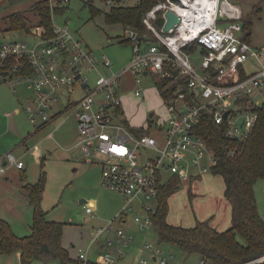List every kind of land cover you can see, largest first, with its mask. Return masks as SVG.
Wrapping results in <instances>:
<instances>
[{
  "label": "built area",
  "instance_id": "built-area-1",
  "mask_svg": "<svg viewBox=\"0 0 264 264\" xmlns=\"http://www.w3.org/2000/svg\"><path fill=\"white\" fill-rule=\"evenodd\" d=\"M105 1L108 7L113 3ZM167 8L179 16L171 32H163L162 25L154 23L153 12L144 15L142 21L154 40L140 41L136 30L127 28L133 41L132 56L119 70H112L113 62L106 54L95 58L73 32L53 21L52 34H47L42 25L31 27V42L0 41V70L7 71L9 84L23 82L33 91L34 97L24 106L33 124L48 123L56 117L47 114L46 109L59 99L60 91L70 94L76 86L82 90V95L69 102L65 110L76 118L84 161L98 164L102 183L123 196L121 217L139 199L156 198L160 184L170 176L194 179L211 171L217 159L210 138L200 133L204 115L209 114L216 124L222 125L226 137L243 140L255 125L264 100V46L256 47L244 38L243 12L237 3L156 0L153 6L161 14ZM250 60L254 62L248 68L245 63ZM98 63L110 72H100L91 86L84 71L96 69ZM27 67L30 72L12 75ZM150 72L158 78H170L169 84L175 83L176 87L172 96H160L166 115L160 118L153 113L151 122L147 120L143 125L149 130L137 134L133 125L125 121L124 111L118 112V107H123L119 88L127 73L136 84L132 92L141 95L142 76ZM228 151L234 155L237 149L229 147ZM8 163H15L17 168L24 166L22 160L7 152L0 157V174ZM140 204L145 214L136 215L134 221L142 229L152 222L155 208ZM85 209L88 213L93 211L90 204ZM132 239L127 228L116 227L113 221L95 228L92 240H99L103 248L96 261L122 264L124 248ZM143 247L159 264L167 262L162 250L150 243ZM87 253L83 248L78 251L82 264L91 259ZM142 262L147 263V259Z\"/></svg>",
  "mask_w": 264,
  "mask_h": 264
},
{
  "label": "rangeland",
  "instance_id": "rangeland-1",
  "mask_svg": "<svg viewBox=\"0 0 264 264\" xmlns=\"http://www.w3.org/2000/svg\"><path fill=\"white\" fill-rule=\"evenodd\" d=\"M137 1L118 0L124 5H133ZM32 2L33 0H0V41L34 40L33 36L24 30H7L3 19V16L10 12L28 9ZM64 3L66 7L62 12L53 13V22L73 32L91 49L95 58L99 59L103 53L106 54L113 62L112 70L123 68L132 56V47L119 39L126 38L128 30L120 24L110 25L104 22L103 12L109 9L105 0H93L94 5L101 10L93 18L86 0H68ZM256 13L254 11L252 16L249 14L253 22L250 39L252 42L262 44L264 11L258 15ZM253 62L254 60L247 61L245 65L250 68ZM194 63L198 65V61ZM100 72L107 74L110 70L98 63L96 69L84 71V76L91 86ZM157 80L158 76L154 72L143 75L140 86L152 89L154 95L136 97L131 95L136 84L130 74L124 75L119 93L125 107L126 120L131 125H144L151 110L160 118L166 115L165 104L156 87ZM75 88L70 94L66 90L60 91L59 99L47 108L46 112L49 115L60 110L63 112L39 128L37 127L39 122L33 124L24 109L34 97L32 89L23 82L12 86L5 75H0V157L10 152L16 159L22 160L26 178L31 181L37 179L40 161L43 160L46 182L41 205L47 211L49 219L66 222L63 238L67 244L88 250L92 260H97L99 254L103 252L98 245L99 240L97 242L92 240V231L113 221L116 227L127 228L128 234L133 236L131 243L124 248L122 264H159L153 259L152 254L144 249L146 243L162 250V255L167 259L165 264H201L200 256L196 252H187L175 244L160 241L152 222L141 229L134 221L136 215L145 214L140 203L143 202L154 209L156 198L139 199L121 217L125 205L123 196L102 183L99 165L85 162L81 146H76L75 141H72L73 137L76 139L77 122L70 110H65V106L68 99L74 101L82 95V90L78 86ZM36 152L39 156H36ZM8 165L12 166L8 174L13 173L16 177L19 168L15 163ZM14 175L4 179L8 186L12 184L14 190L1 188L0 217L8 221L13 232L23 235L30 232L28 223L31 222L32 213L27 204L23 203L18 207L12 204L13 200L20 202L16 194L18 191ZM223 189L222 176L211 171L194 179H182L180 186L168 198L167 220L173 224L192 226L196 219H209L211 225L217 229H224L231 221L230 204L223 195ZM190 191L193 193L192 196L189 195ZM254 191L259 213L264 219V178L256 180ZM81 199L94 201L92 213L85 212ZM144 259H147V263L142 262ZM57 263L56 260L50 261V264ZM0 264H22L18 251L0 253Z\"/></svg>",
  "mask_w": 264,
  "mask_h": 264
},
{
  "label": "trees",
  "instance_id": "trees-1",
  "mask_svg": "<svg viewBox=\"0 0 264 264\" xmlns=\"http://www.w3.org/2000/svg\"><path fill=\"white\" fill-rule=\"evenodd\" d=\"M64 2L67 1L33 0L28 9L16 10L4 15L5 28L7 30L21 29L29 33L31 27L42 25L47 34H52V15L65 9ZM155 2L156 0H138L133 5H124L115 0L108 7L109 9L103 12L104 22L110 25L120 24L125 30L134 29L140 41L145 43L152 41L154 38L142 18L153 12L154 23L157 26L162 25L161 13L153 10ZM86 3L90 8L91 18L101 11L94 5L93 0H86ZM241 24L244 38L249 41L252 22L249 18L242 16ZM119 41L130 44L132 47L133 41L128 36L120 38ZM30 71L31 68L27 67L25 70L12 72V75ZM241 73L244 74L243 68ZM169 83H171L170 78H158L156 81L161 97L173 95L176 84ZM123 111V107H118L119 113ZM54 116L56 114L52 117ZM151 120L152 118L149 117L148 123ZM125 121L129 124L127 120ZM200 128V133L210 138V146L217 159L211 172L222 176L223 195L230 204V226L220 230L211 225L209 219H196L192 226L169 222L167 220L168 198L181 184V179L172 175L160 184L156 196V207L151 213L158 238L160 241L175 244L187 252H196L204 264H264V258L259 259L264 256V219L259 213L254 191L256 180L264 178V100L259 108L255 125L243 140L226 137L222 132V125L216 124L209 114L203 116ZM132 130L142 134L149 128L143 125L133 126ZM229 147L236 148L237 152L231 155L228 151ZM40 164L41 172L38 179L22 185L32 207L30 232L18 235L12 231L8 221L1 218L0 253L18 251L22 264L53 260L67 264H82L77 256H71L69 248L63 243L66 222L49 219L47 211L41 205L46 174L43 169V160ZM25 176V172L20 175L21 179ZM189 195L192 196L193 193L190 191ZM87 264L100 263L90 259Z\"/></svg>",
  "mask_w": 264,
  "mask_h": 264
},
{
  "label": "crops",
  "instance_id": "crops-1",
  "mask_svg": "<svg viewBox=\"0 0 264 264\" xmlns=\"http://www.w3.org/2000/svg\"><path fill=\"white\" fill-rule=\"evenodd\" d=\"M233 2H235V3H237L240 7H241V10H242V12H243V15L246 17V18H249L250 20H251V22H252V17H249V14L252 16V15H254L253 14V12L255 11V12H257L256 13V15H258L260 12H263L264 11V0H232ZM253 23V22H252ZM251 32H252V29L250 30V36H249V42L252 44V45H254V46H256V47H261V46H264V42H262V44H260V43H258V42H252L251 41ZM262 40V39H261ZM261 40H259V41H261ZM132 78V77H131ZM133 79V78H132ZM136 88V86H134V89ZM142 88V87H141ZM132 92V91H131ZM133 94V95H132ZM131 95L132 96H136L133 92L131 93ZM154 95V91L152 90V89H150V88H142V92H141V95L140 96H136V97H143V96H153ZM124 96V95H123ZM69 102H71L70 101V99H68V103H67V105L69 104ZM152 102H153V99H152ZM154 104V103H153ZM66 105V106H67ZM65 106V107H66ZM149 107H151V106H149ZM152 108V107H151ZM123 110H124V117H125V119H127L126 118V114H125V107H124V105H123ZM145 111V110H144ZM152 111V110H151ZM154 111V110H153ZM61 112H63L62 110H60V111H58V112H56V113H54V114H56V117L59 115V114H61ZM53 114V115H54ZM135 114V113H134ZM149 116V115H148ZM47 124V123H46ZM45 124V125H46ZM77 125V124H76ZM44 126V125H43ZM37 127H42V126H37ZM76 139H74V137H73V139H72V141H75L74 142V144L77 146V145H79L78 144V130H77V126H76ZM50 133H52V132H50ZM36 156H39V153L38 152H36ZM8 164H10V163H8ZM6 165V167H5V171L4 172H2L1 174H0V191H1V188H8V189H11V190H14V188H13V186H12V184H9L10 186H8V184H6L5 183V180L4 179H6V178H11L14 174L13 173H10V174H8V172L12 169V166H10V165ZM41 165V164H40ZM99 167V166H98ZM99 169V172H100V167L98 168ZM16 170V169H15ZM18 173H17V175H16V177H15V175H14V177L16 178V188H17V191L18 192H16V194H18V198H19V200H20V202H18V201H15V200H13V202H12V204H13V206H15V207H18V206H20V205H23V203L24 204H27V205H29L30 206V208H31V213H32V207H31V205H30V203L28 202V199H27V196L25 195V190H24V188H23V183H25V182H35L37 179H38V177H39V174H40V172H41V166H40V170H39V172H38V175H37V179L36 180H34V181H31V180H28L27 178H26V176H25V178L24 179H21V177H20V175L23 173V172H25L24 171V169H23V167L22 168H19L18 170ZM25 174H26V172H25ZM101 175V174H100ZM80 202H82V203H84L83 204V207H84V209H85V205L86 204H90L91 206H92V208H93V203H94V201H90V202H88L87 200H85V199H81L80 200ZM85 212L86 213H88L87 211H86V209H85ZM2 217H0V219H1ZM2 219H4V218H2ZM32 219V218H31ZM6 220V219H5ZM54 220V219H53ZM7 221V220H6ZM124 221V220H123ZM31 223V222H30ZM28 226H29V228H30V224L28 223ZM230 226V224H228L225 228H227V227H229ZM224 228V229H225ZM220 230H222V229H220ZM22 235V234H21ZM63 243H64V245L65 246H68V248H69V252H70V254H71V256H77V254H78V251H79V249H80V247L78 248H75L74 247V244H71V246L70 245H68L67 243V241H65L64 240V238H63ZM98 245H99V247H101L102 248V244L100 243V242H98ZM103 249V248H102ZM87 252H88V250H87ZM19 253V252H18ZM88 254V253H87ZM89 256V255H88Z\"/></svg>",
  "mask_w": 264,
  "mask_h": 264
},
{
  "label": "water",
  "instance_id": "water-1",
  "mask_svg": "<svg viewBox=\"0 0 264 264\" xmlns=\"http://www.w3.org/2000/svg\"><path fill=\"white\" fill-rule=\"evenodd\" d=\"M162 18H163V23L161 26V30L163 32H171L176 24L179 22V16L177 13H175L173 10L167 8L164 11H162ZM7 71L6 70H0V75H6ZM84 85V83H83ZM154 111L149 112V117L153 115ZM226 115V114H225Z\"/></svg>",
  "mask_w": 264,
  "mask_h": 264
}]
</instances>
